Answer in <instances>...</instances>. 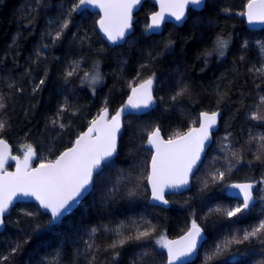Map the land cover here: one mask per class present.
Listing matches in <instances>:
<instances>
[{"label": "trees", "instance_id": "trees-1", "mask_svg": "<svg viewBox=\"0 0 264 264\" xmlns=\"http://www.w3.org/2000/svg\"><path fill=\"white\" fill-rule=\"evenodd\" d=\"M78 1L0 0V140L16 155L31 146L34 164L52 161L102 110L114 114L134 85L153 78L159 100L154 110L123 119L115 158L69 215L49 224L33 203L10 209L0 233V264H166L158 241L179 237L193 222L207 237L193 264H264V230L243 240L264 219L259 191L250 211L222 213L236 201L225 194L228 184H264V30L247 28L248 0H207L183 26L165 25L160 35L145 36L155 10L147 1L132 35L113 48L97 33V14L72 11ZM218 37L227 41L222 50ZM214 111L221 112L219 129L190 190L167 197L168 209L149 204L146 137L158 129L164 139L176 138L197 125L201 112ZM214 162V176L223 178L198 188L200 167ZM144 231L149 235L135 238ZM217 245L221 250L213 255Z\"/></svg>", "mask_w": 264, "mask_h": 264}, {"label": "snow or ice", "instance_id": "snow-or-ice-1", "mask_svg": "<svg viewBox=\"0 0 264 264\" xmlns=\"http://www.w3.org/2000/svg\"><path fill=\"white\" fill-rule=\"evenodd\" d=\"M158 2L161 11L152 15L149 28H159L164 20L165 11L169 16L174 17L176 21H181L185 16V9L188 5L198 7L203 0H158ZM139 3L140 0H79V3L73 4L72 11H76L82 5L98 7L103 13L99 20L100 29L107 39L115 44L123 40L130 30L132 10ZM247 8L249 23L257 21L264 23V0H249ZM67 26L68 20L66 19L62 28ZM59 36L60 33L57 32V39ZM226 45L227 41L217 38L216 46L218 49L222 50ZM261 71H264V69H261ZM68 75L71 76L72 72H69ZM97 79V76L91 77L92 82ZM152 83L153 80L149 78L144 80L138 88L134 87L133 96L129 97V102L125 108H149L153 102ZM181 94V92L177 93V95ZM261 102L264 103V97L261 98ZM4 107L3 97L0 96V110ZM125 108L117 111L115 115L111 116L110 120L108 119V110L105 108L91 122L88 131L75 141V146L60 154L54 161L40 163L37 168H30L29 166L34 151L31 146H28L22 161L19 158L12 157L17 162L16 172H3L8 159L6 155L8 146L0 140V173H3L0 174V225L4 222L2 217L17 196L33 197L38 201L40 207L51 214L49 224L59 220L69 212L76 199L87 191L94 173L99 174L102 166H106L110 158L116 153L117 133L120 129V119ZM216 117L217 113L215 112L211 114L201 113L200 127L190 130L177 139L164 141L160 139L158 130L151 133L148 137V144L155 149V153L152 156V171L151 175L148 176V183L152 187L153 200L167 204L168 201L164 198L165 188L179 189L188 184L189 174L200 159L205 142L210 139L209 130L215 125ZM4 126V122L0 121V130ZM93 134L95 135L93 136ZM261 139H264V137ZM223 175V173H220L221 178H223ZM213 178L215 179V177ZM231 187L239 189L240 194L243 195V204H238L228 210V217L236 216L248 209L253 199L252 184H233ZM25 214L33 215V213ZM38 228L39 225H37ZM262 230H264V221L253 231L246 232L243 240L255 237ZM148 235L147 231L138 232L135 238L141 239ZM200 237L201 229L193 222L191 229L181 240L168 241L161 237L158 243L161 247L167 249L168 264H175L177 259L189 256L195 251ZM232 242L240 241L233 240ZM228 243L230 242L225 241L224 247H227ZM220 250L221 245H217V252L213 255L218 254Z\"/></svg>", "mask_w": 264, "mask_h": 264}, {"label": "water", "instance_id": "water-1", "mask_svg": "<svg viewBox=\"0 0 264 264\" xmlns=\"http://www.w3.org/2000/svg\"><path fill=\"white\" fill-rule=\"evenodd\" d=\"M151 2L154 7H155V10L154 12H152L149 16H148V20H147V25H146V28L144 30V35L145 36H150V35H160L163 31V28L165 25H173L174 27H181L183 26V24L185 23V21L187 20L188 18V13L190 11H194V12H198V11H201L204 6H205V3L207 0H203L202 4L198 7H195V6H192V5H188L185 9V16L184 18L181 20V21H176L174 17H171L167 14V11H165V14H164V20L161 22L159 28H149L148 26L151 24V17L153 14L155 13H158L161 11V8H160V3L158 2V0H140V3L137 4L133 10H132V26L130 28V30L126 33L125 35V38L123 40H120L118 41L117 43L113 44L111 43L107 37L104 35V33L101 31L100 29V25H99V20L101 19L103 13L101 12V10L98 8V7H93L91 5H82L79 9H77L75 12L77 14H80L82 12H88V13H94V14H97L98 15V20L96 22V30H97V33L99 34L100 38L102 39V41L110 48H113V47H118V46H122L126 40L132 35L133 33V24L135 22V15L139 12L141 6L145 3V2ZM79 3V1H78ZM249 3V0L247 1V3L245 4L244 6V9H243V13H242V18L247 26V28L251 31H260V30H264V23H260V22H254V23H249L248 21V17H247V11H248V8H247V5ZM149 79V78H147ZM145 79V80H147ZM152 79V78H151ZM153 80V83H152V88H151V93H152V104L149 108H141V109H132L130 107L128 108H125V106L128 104L129 102V97L133 96V88H138L139 85L142 82L134 85L133 87L130 88L129 92H128V95L124 101V103L116 110L119 111L120 109L122 108H125V111L123 112L122 116H121V119H120V129L117 133V139H116V153L110 158L109 162L112 161L116 154H117V148H118V140H119V137L121 135V132H122V121L125 117L127 116H141V115H144L152 110H154L157 106V101H156V98H155V89H156V82L154 79ZM103 111V110H102ZM102 111L100 113H102ZM115 112V113H116ZM215 113H217V117H216V123L215 125L209 130L210 132V139L207 140L205 142V146H204V149L203 151L201 152L200 154V159L197 161L195 167L193 168L192 172L189 174V177H188V184L182 188H179V189H169V188H165L164 189V198L167 200V197L169 196H173V195H181V194H184L186 192H188L191 188V179H192V176L194 175V173L196 172V170L199 168V166L201 165V163L203 162L204 158H205V155L208 151V149L210 148L211 146V143H212V140H213V136L214 134L218 131L219 129V123H220V118H221V112L220 111H214ZM99 113V114H100ZM114 114H110L109 111H108V119L110 120L111 119V116L115 115ZM201 113H204V112H201ZM200 113V114H201ZM209 114L213 113V112H207ZM98 114V115H99ZM200 114L198 115V123L196 126H193L192 128H190L189 130H187L184 134L176 137V138H173V139H177L179 137H182L184 136L186 133H188L190 130L192 129H198L200 127V123H199V120H200ZM98 115L96 116V118L98 117ZM95 118V119H96ZM91 126V123L88 125V127L82 132L80 133L73 141L72 145L69 147H73L75 146V141L85 132L88 131L89 127ZM158 129H154L152 132L154 131H157ZM159 131V130H158ZM151 132V133H152ZM151 133L146 137V140H145V143H144V149H147L150 151L151 153V156H150V160H149V164H148V175H147V189H148V196H149V204L153 205V206H156V207H160V208H163V209H168L169 208V202L167 204H163L161 203L160 201H156V200H153L152 199V187L151 185L148 183V176L151 175V171H152V156L154 155L155 153V149L151 148V146L148 144V137L151 135ZM159 134H160V139L164 140V141H167L166 139H164L159 131ZM95 134H93L94 136ZM5 144H7V152H6V155L8 157L5 165H4V168H3V172H6V173H15L16 170H17V162L15 159H12V157H16V158H19L21 161L23 160L24 158V155H25V152L22 154V155H16V154H13L12 152V149L10 147V145L2 140ZM69 148L63 150L60 154H62L63 152L67 151ZM34 151V150H33ZM59 154V155H60ZM58 155V156H59ZM58 156L56 158H58ZM55 158V159H56ZM54 159V160H55ZM34 160H35V153L30 161V168H37L39 167L40 164H34ZM52 160V161H54ZM0 174H3V173H0ZM96 174L94 173L93 175V178ZM92 183H93V179H92V182L88 185V188H87V191L80 197H78L76 199V201L73 203V207L69 210V212H67L63 217H61L59 220L53 222V224H56L58 223L60 220H62L64 217H66L67 215H69L71 212H73L77 207L78 205L88 196V194L90 193L91 189H92ZM233 184H252L253 185V188H252V201L250 202V206L248 209L245 210V212H248L250 211L253 206L256 204V196H255V193H254V183L252 182H232L230 184L227 185L226 187V196L231 199V200H236V201H239L241 202V204H243V195L240 194L239 192V189H236V188H233L231 187V185ZM168 201V200H167ZM17 203H33L35 205H37L40 209V211L44 214H47L50 218H51V214L49 212H47L45 209L41 208L40 205H39V202L36 201L33 197H24V196H17L14 198L13 200V203L9 206V209L8 211L4 214V216L2 217V219H4L10 212V209L16 205ZM200 227V226H199ZM2 229H3V224L0 225V233L2 232ZM191 229V226L186 230V232H184L182 235H180L179 237L177 238H174V239H169L168 241H179L181 240L182 237H184L187 232ZM201 229V237L198 238V241H197V246H196V249L195 251L189 255V256H186V257H181L179 259H177L175 261V264H193L198 255H199V252L202 248V246L204 245L207 237H206V234L204 232V230L200 227ZM164 254H165V257H166V264H168V252H167V249L166 248H162Z\"/></svg>", "mask_w": 264, "mask_h": 264}, {"label": "rangeland", "instance_id": "rangeland-1", "mask_svg": "<svg viewBox=\"0 0 264 264\" xmlns=\"http://www.w3.org/2000/svg\"><path fill=\"white\" fill-rule=\"evenodd\" d=\"M153 79V78H152ZM158 100H159V98H158ZM157 100V101H158ZM213 165V166H212ZM206 164V165H204L203 167H200V169H199V173H198V175H197V178H196V184L198 185V188H201V187H203L202 186V184L206 181V180H210L211 178L212 179H214L213 177H215V179H221V177H220V174L217 176H214L217 172L215 171V170H213V169H215V165H217V163L216 162H214V164ZM257 181L256 182H254V193H256V190H257V192L259 191V195H261V198H260V200H264V184L262 183V186L260 187V188H258L256 185H257ZM225 192H226V189H225ZM242 205L241 204V202H239V201H233V203L232 204H230V205H228L226 208L225 207H223L222 208V213H225L226 215H227V211L228 210H230V209H232V208H234V207H236L237 205ZM226 209V210H225ZM260 211V210H259ZM258 211V212H259ZM261 212V211H260ZM262 221H264V219L263 220H261V221H259L258 223H256V226H255V228L254 229H256L259 225H260V223L262 222ZM253 228H250L249 230L250 231H246V232H251V231H253L252 230ZM263 231V230H262ZM245 232V233H246ZM244 233V234H245ZM163 248V247H162Z\"/></svg>", "mask_w": 264, "mask_h": 264}]
</instances>
